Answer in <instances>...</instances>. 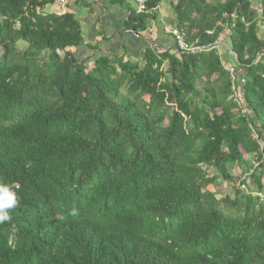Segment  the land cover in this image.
<instances>
[{
	"label": "trees",
	"instance_id": "1",
	"mask_svg": "<svg viewBox=\"0 0 264 264\" xmlns=\"http://www.w3.org/2000/svg\"><path fill=\"white\" fill-rule=\"evenodd\" d=\"M57 1L0 0V264H264V0H173L195 51L135 57Z\"/></svg>",
	"mask_w": 264,
	"mask_h": 264
},
{
	"label": "crops",
	"instance_id": "2",
	"mask_svg": "<svg viewBox=\"0 0 264 264\" xmlns=\"http://www.w3.org/2000/svg\"><path fill=\"white\" fill-rule=\"evenodd\" d=\"M172 2L160 0L147 29L136 34L127 27L134 0H67L65 8L79 20L84 38L76 49L77 56L126 51L127 57H135L150 43L166 48L173 46L172 37L165 31L175 26ZM58 5L53 8L58 9Z\"/></svg>",
	"mask_w": 264,
	"mask_h": 264
},
{
	"label": "built area",
	"instance_id": "3",
	"mask_svg": "<svg viewBox=\"0 0 264 264\" xmlns=\"http://www.w3.org/2000/svg\"><path fill=\"white\" fill-rule=\"evenodd\" d=\"M67 0H58V12L65 10V4ZM150 0H134L135 6L134 10L136 14H151L152 11H155L156 8L148 7ZM173 39L176 48L180 51H190L194 52L195 50L190 47L185 39V32L177 26H170L165 30ZM243 81V79H241ZM241 188H246L245 184H241ZM260 201H264V193H256Z\"/></svg>",
	"mask_w": 264,
	"mask_h": 264
},
{
	"label": "clouds",
	"instance_id": "4",
	"mask_svg": "<svg viewBox=\"0 0 264 264\" xmlns=\"http://www.w3.org/2000/svg\"><path fill=\"white\" fill-rule=\"evenodd\" d=\"M18 204L16 192L10 185L0 183V224L11 219L10 210Z\"/></svg>",
	"mask_w": 264,
	"mask_h": 264
},
{
	"label": "rangeland",
	"instance_id": "5",
	"mask_svg": "<svg viewBox=\"0 0 264 264\" xmlns=\"http://www.w3.org/2000/svg\"><path fill=\"white\" fill-rule=\"evenodd\" d=\"M57 3H55V5H53V7L55 8V7H57ZM52 7V8H53ZM53 8V9H54ZM221 42H223V37H222V41ZM221 52H222V54L225 56L226 55V57H227V59L230 57V55L225 51V50H223V49H221ZM229 60V59H228ZM219 188V190L220 191H222V192H224V191H228L229 190V186H227V183H223V185H221V186H219L218 187Z\"/></svg>",
	"mask_w": 264,
	"mask_h": 264
}]
</instances>
